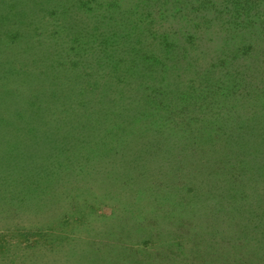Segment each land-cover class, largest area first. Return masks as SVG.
Masks as SVG:
<instances>
[{
    "label": "trees",
    "instance_id": "16d2710c",
    "mask_svg": "<svg viewBox=\"0 0 264 264\" xmlns=\"http://www.w3.org/2000/svg\"><path fill=\"white\" fill-rule=\"evenodd\" d=\"M245 2L248 7L251 2L257 5L259 0ZM217 3L218 0L199 1L190 7L191 17L182 6L170 15L186 16L199 23L203 13L212 14ZM229 3L230 0L223 1L227 5L216 17L220 22L217 30L225 35V45L221 43L218 53L211 51L210 46L204 50L203 44H189L193 35L178 40L173 28L164 23L168 0H0V207L18 209L20 202L30 199L26 191H35L31 196L39 203L37 207L51 201L52 186L59 182L57 174L67 168L60 162V145L54 147V135L61 132L58 136L62 143L66 137L76 136L77 120H71V108L78 109L82 92L91 89L98 106L93 105L94 112L91 111V138L97 147L91 149L96 150L91 160L99 161L105 156L98 155V150L105 147L112 158L127 153L132 161V156H143L145 163L161 161L167 169L184 174L189 178V189L186 187L188 193L179 199L186 201H181L182 207L176 206L174 212L190 211L199 201L207 218L221 214L212 226L210 219L200 221L188 215L189 235L194 230L196 240H203L192 241V246L202 247L201 253L214 248L216 254L215 243L212 246L211 242L224 232L231 235L235 229L241 238L239 263L264 264V31L243 32V18L249 8L239 12L233 7L235 13L231 16L226 11ZM208 16L204 20L206 32L216 26L214 18ZM196 23L192 25L195 30L199 29ZM237 40L246 43L230 48V42ZM229 51H234L235 59L240 53L248 56V51L252 52L248 70L242 66L234 70L230 90L226 87L228 94L220 97H236V89L247 85L246 92L240 94L244 100L238 107L241 113L237 111V119L225 120L221 126L207 119L183 120L179 116L187 113L188 103L194 106L199 97L209 92L205 87L212 79L211 73L216 72L220 66L217 61L221 62ZM207 52L213 53L216 62L211 56L205 57L207 65L201 61ZM17 54L25 58L18 63L22 69L14 63ZM216 54H220L218 58ZM68 58L69 62L74 61L70 68ZM78 74L91 77V81H77ZM250 77L258 81L254 83ZM214 86L220 88L218 80L210 85ZM57 87L59 97L52 91ZM194 92L198 94L195 103ZM179 104L183 107L179 108ZM176 113L178 118L173 119ZM149 116L145 126L148 122L166 123L169 131L132 129L136 119L146 120ZM62 129H66L65 133ZM136 130L139 135L133 141ZM149 135L152 137L148 143ZM44 136L45 148L48 150L51 143V151L41 152L34 145L33 149H26L27 142L40 145ZM171 137L180 139L183 160L191 156L190 172L183 162L173 165L171 149H166ZM145 146L147 152L143 151ZM151 146L155 147L154 152L149 149ZM153 155L156 160L151 158ZM205 159L206 163L202 161ZM108 162L109 157L103 164ZM45 166L50 169L43 170ZM45 174L51 186L42 194L38 187ZM195 180L205 189L203 193L194 187ZM200 232L202 236L198 235Z\"/></svg>",
    "mask_w": 264,
    "mask_h": 264
},
{
    "label": "rangeland",
    "instance_id": "374dc122",
    "mask_svg": "<svg viewBox=\"0 0 264 264\" xmlns=\"http://www.w3.org/2000/svg\"><path fill=\"white\" fill-rule=\"evenodd\" d=\"M168 1L169 8L165 12L167 21L164 23L165 26L173 28L172 31L176 32L178 40L183 41L188 35H193L194 39L189 41V44H203L204 50L210 46L211 51H213L212 49L218 50L221 43L225 45V41H223L225 35L217 30L220 22L216 20L217 14L227 5L223 4L224 0H218L209 16V12H204L199 23H196L197 20L194 22L187 19L186 16L177 17L170 13L175 14L174 10L182 6L183 12L187 13L188 11L189 17H191L190 7L202 0ZM178 1L179 3L183 2V5H175ZM233 7L240 12L241 9L245 10L247 5L245 0H230L226 11L231 16L235 13L232 11ZM247 8H249L246 9L247 15L243 18V21L246 20L245 25L242 23L246 27L243 32L248 33L250 30L261 32L262 29L264 31V0H259L257 5L251 2ZM207 16L214 18L213 24L216 25L211 28L210 32H206L204 25ZM194 23L199 24V29L195 30L192 27ZM252 23L255 25H251ZM239 36L241 37V32ZM246 37L248 38V35ZM236 43L238 40L230 42V48H236ZM240 43L244 45L246 42ZM263 43L264 41L261 44ZM68 48L66 46V49ZM232 53L234 51H229L228 56H222L221 62L217 61V65L220 66H217L216 72L211 73L212 79L205 87L209 94L204 91V96L199 97L196 102L198 94L194 92L193 103L196 102L195 105L190 107L189 102L186 108L187 113L181 114L179 117H184L183 120L193 117L201 120L207 119L215 121L220 126L225 120L237 119L238 112L241 113L238 107L244 101L240 98V94L246 92L247 85L236 89V97L228 96L227 99L220 97H222L221 94H228L227 86L229 90L231 88L229 85L232 80L231 73L234 74V70H238L240 66L248 70L246 66L253 58L250 51H248V56L240 53L237 55V59ZM219 55L216 54V57L218 58ZM206 56H211L213 59L214 55L211 52L204 55L201 61L207 65ZM70 59L66 60L69 62ZM13 60H15V64H18L24 62L25 58L21 54H17ZM213 61L216 62L214 59ZM69 63H71L68 66L70 68L74 61ZM17 67L22 69L23 66L18 64ZM209 72L211 71L209 70ZM71 74L75 75L73 72ZM75 79L91 81V77H85L83 74H78ZM217 80L221 85L220 88L210 87ZM250 80L254 83L258 81L255 77H250ZM52 91L54 95L60 96L59 87ZM185 91L187 90L185 89ZM94 95L95 93L92 94L91 89L84 90L80 96L81 103L77 105L78 109L71 108L74 114L71 120H77V123L74 122L76 136L66 137L63 143L68 145H64L58 136L61 135V132L54 135V139H56L54 147L60 145L57 148L60 152V162L62 166L67 165V168L61 169V173L57 174L59 182L56 186H52V195L54 196H50L51 201L46 206L37 207L39 203L31 196L35 194L33 193L35 191H26L25 193L30 194V199L28 194L26 196L25 193H22L28 199H24L25 202H20L18 209L5 210L0 207V264H240L237 257L242 255V251L238 249L241 242L238 230L231 229V235H229L230 232L228 234L224 232L215 237L211 244L214 246L215 243L216 254L213 253L214 248L213 250L209 248L206 253H201L202 247L192 246V241L202 243L203 240H196L198 237L194 230L189 235V231H187L189 226L187 225L191 222L188 215H193L195 220L199 219L200 221L210 219L212 226V224H216L214 219H220L221 214L215 213L217 216L207 218L206 210L200 207L199 201H196L197 203L191 208L193 211L190 209L185 212H174L176 206L182 207L181 201H186V198L179 199L188 193L186 180L189 178L184 174L167 169L163 163H160L161 161L154 162L146 159L145 163L143 156L140 158L132 156L130 157L132 161H129L127 153L121 157L118 155V157L113 156L114 158H112V154H107L104 150L105 147L103 150L102 148L98 150V155L106 154L105 156L98 158L99 161L91 160V157L96 153V150L91 149L97 148L94 147V139L91 138L93 137L91 136V111L94 112L93 105L98 108L97 103L94 104L93 97L96 99ZM204 97L205 101L202 100ZM245 101L248 104L249 101ZM82 104H84L83 107ZM182 107L179 104V108ZM12 108L13 106H10V110ZM178 115L176 113V115H172V118L176 119ZM149 118L150 116L146 120L136 119L132 129L145 127L148 131L150 130L149 132L161 129L169 131L165 127L166 123L157 125L148 122L145 126ZM71 120H68V123ZM124 120L127 121L126 118ZM181 120V118L178 119V121ZM214 127L218 126L214 125ZM48 130L52 133L50 127ZM139 130L133 132V141L139 135L137 133ZM65 131L66 129H62L63 133ZM89 135V139L85 140L84 138ZM151 137L149 135V139L146 140L148 143ZM46 139L47 136H44L40 140V145L27 142L26 149H33L31 145H34L35 149L41 152L51 151V143L48 142V150L45 148L44 141ZM168 140L169 147L166 149H171L169 156L173 165L177 166L183 162V166L190 172L193 166L190 163L191 156L188 155L184 160L181 158L184 153L181 149L180 139L171 137ZM66 146L69 147L66 148ZM8 147L10 146L8 145ZM146 148L147 146L143 148L144 152H147ZM149 149H153L151 152L156 150L152 146ZM137 150L138 147L135 151ZM108 157L109 162L104 165L103 162ZM151 158L156 160L154 155ZM202 161L207 162L206 159ZM142 163L145 164V167L142 166ZM69 165L71 166L68 168ZM46 169L50 168L45 166L43 170ZM204 172L208 171L204 170ZM47 178L48 176L45 174L38 187V191L42 194L46 190H50L51 185L47 182ZM194 183V187L199 189V194L203 193L205 190L203 186L196 180ZM43 201L46 203L48 196L43 198ZM208 208L207 210L210 211V207ZM198 235L202 236V233L200 232ZM207 240L209 242V238ZM206 246L205 244L203 247Z\"/></svg>",
    "mask_w": 264,
    "mask_h": 264
}]
</instances>
